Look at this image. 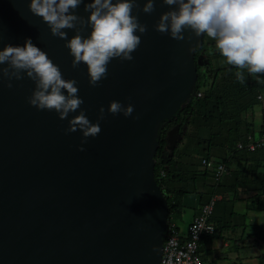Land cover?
<instances>
[{"label":"water","instance_id":"95a60500","mask_svg":"<svg viewBox=\"0 0 264 264\" xmlns=\"http://www.w3.org/2000/svg\"><path fill=\"white\" fill-rule=\"evenodd\" d=\"M89 2L77 9L79 16L87 18ZM145 2L140 0L141 8ZM29 3L0 0V48L31 38L65 79L77 81L89 120L97 121L101 107L105 119L81 152V131L65 134L68 120L28 103L33 81L14 80L11 89L6 80L0 83V264H158L169 222L168 202L154 176L159 129L195 94L194 53L204 36L186 31L192 41H176L155 31L160 15L170 10L157 0L154 13L139 12L148 31L134 59H113L107 78L92 87L87 66L72 68L65 41L32 16ZM65 31L69 39L76 34ZM90 33V27L81 30L85 37ZM114 100L131 103L132 116L108 113ZM180 128L179 121L164 134L169 155L181 140Z\"/></svg>","mask_w":264,"mask_h":264},{"label":"clouds","instance_id":"9594fccd","mask_svg":"<svg viewBox=\"0 0 264 264\" xmlns=\"http://www.w3.org/2000/svg\"><path fill=\"white\" fill-rule=\"evenodd\" d=\"M156 2L146 0L141 8L140 0H91L84 5V11L89 13L87 18L77 14L84 0H30L28 10L32 16L42 19L53 37L65 41L64 46L73 57L72 68L78 69L81 63L85 64L90 86L97 87L107 78L108 65L113 59L122 62L134 59L132 54L139 48L141 36L148 31V26L140 22L139 12L154 13ZM161 2L170 10L160 15L154 25L155 31L176 41H192V35L185 37L186 31L194 33L195 37L207 35L215 41V47L229 65L246 68L252 74L264 73V0ZM78 24L81 27L78 28ZM84 27L91 28L87 37L81 34ZM66 29L76 34L69 39ZM193 50L189 48L190 52ZM236 76L244 82L242 71H237ZM25 78L35 85L27 98L28 103L41 111H55L60 120H68L65 134L81 131L83 139L79 151H85L83 144L102 130L100 122L105 119V108L99 109L95 123L90 121L81 110L84 100L79 96L77 81L65 79L59 65L31 38L23 45L8 43L0 48V83L6 80L11 89L14 80ZM77 110L79 114L69 119L70 113ZM107 111L113 116L122 113L124 117H131L134 106L114 100Z\"/></svg>","mask_w":264,"mask_h":264},{"label":"crops","instance_id":"0c3cea01","mask_svg":"<svg viewBox=\"0 0 264 264\" xmlns=\"http://www.w3.org/2000/svg\"><path fill=\"white\" fill-rule=\"evenodd\" d=\"M203 42L205 52L212 54L218 50L215 41L207 35H204ZM221 57L220 61L226 60ZM263 108L264 98L248 110L252 128L246 135L260 133L256 126L262 124ZM247 114L244 112L242 117L246 119ZM202 121L199 117H192L187 126L188 133L181 137L172 154L171 164L175 165L179 176L167 185L171 191L167 195L173 199L172 191L184 190V193L176 195L178 207L170 214L169 221L177 226L182 237H186L188 224L214 195L216 202L210 219L215 224V231L203 234L199 241V254L204 262L264 264V190L259 186V180L264 177V155L248 151L231 154L223 147L211 148L207 155L206 147L197 144L209 137L210 130ZM199 155L216 160L228 157L227 174L216 183L211 173L200 164ZM170 166H165L166 171Z\"/></svg>","mask_w":264,"mask_h":264},{"label":"trees","instance_id":"16d2710c","mask_svg":"<svg viewBox=\"0 0 264 264\" xmlns=\"http://www.w3.org/2000/svg\"><path fill=\"white\" fill-rule=\"evenodd\" d=\"M205 46L203 42L194 53L198 73L195 94L181 104L171 122L163 121L159 129V146L155 153L154 176L167 199L169 216L177 210L178 198L176 195L184 193V190L172 191L173 199L167 195L171 192L167 185L179 176L175 165L171 164L172 155H169V152L164 149V134L173 124L182 121L180 131L183 137L187 133V126L192 117L196 116L202 119L203 124L208 126L210 132L207 140L198 141L197 144L206 147L207 155H209V149L221 147L230 150L231 154L237 151H248L251 153L262 152L264 155V150L261 148L249 151L236 147V143L244 141L246 133L252 128V121L244 119L243 113L251 110L255 104L261 101L258 98L259 95L264 98V73L252 74L246 68L238 69L234 65H229L226 60L222 62L219 50L214 52L215 54H209L205 52ZM237 71L243 72L245 78L243 83L237 78ZM197 92L201 93L198 98L195 97ZM260 133H264V108ZM227 158L222 160L225 164ZM168 164L171 166L166 171L165 166ZM160 169L165 170V176L159 177ZM259 186L264 190V177L259 180Z\"/></svg>","mask_w":264,"mask_h":264},{"label":"built area","instance_id":"2783aa9c","mask_svg":"<svg viewBox=\"0 0 264 264\" xmlns=\"http://www.w3.org/2000/svg\"><path fill=\"white\" fill-rule=\"evenodd\" d=\"M201 96L197 92L195 97ZM258 98L261 100L262 95ZM238 149H248L255 151L259 148L264 150V133H250L246 135L244 143L236 144ZM200 164L211 173L213 180L217 183L227 174L228 168L222 160L201 157ZM165 176V170H159V177ZM216 197L210 196L201 206L199 213L193 217L187 226V235L182 237L177 226L173 222H168L165 230L163 250L158 264H207L199 254V241L203 234H211L215 231V224L210 219Z\"/></svg>","mask_w":264,"mask_h":264},{"label":"rangeland","instance_id":"374dc122","mask_svg":"<svg viewBox=\"0 0 264 264\" xmlns=\"http://www.w3.org/2000/svg\"><path fill=\"white\" fill-rule=\"evenodd\" d=\"M247 113H248V114L246 115V120H252V119H251V114H250V112L247 111ZM256 127H257L258 131H260V130H259V129H260V125H257ZM187 133H188V131H187ZM199 156H200V155H199ZM199 156H198V157H199ZM201 157H204V156H200L199 159H200Z\"/></svg>","mask_w":264,"mask_h":264},{"label":"flooded vegetation","instance_id":"af4514ba","mask_svg":"<svg viewBox=\"0 0 264 264\" xmlns=\"http://www.w3.org/2000/svg\"><path fill=\"white\" fill-rule=\"evenodd\" d=\"M179 122V121H178ZM180 122L182 123V121L180 120ZM165 146V145H164Z\"/></svg>","mask_w":264,"mask_h":264}]
</instances>
